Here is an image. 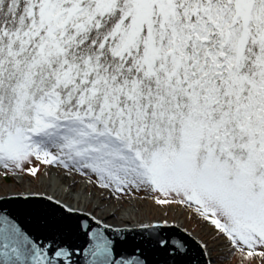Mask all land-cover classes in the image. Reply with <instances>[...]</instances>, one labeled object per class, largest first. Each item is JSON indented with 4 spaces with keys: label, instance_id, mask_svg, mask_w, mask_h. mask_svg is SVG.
<instances>
[{
    "label": "snow or ice",
    "instance_id": "obj_1",
    "mask_svg": "<svg viewBox=\"0 0 264 264\" xmlns=\"http://www.w3.org/2000/svg\"><path fill=\"white\" fill-rule=\"evenodd\" d=\"M41 166L191 213L204 256L264 261V0H0V180ZM45 198L54 231L76 210ZM106 228L88 226L82 264H126ZM72 247L0 209V264H77Z\"/></svg>",
    "mask_w": 264,
    "mask_h": 264
},
{
    "label": "water",
    "instance_id": "obj_2",
    "mask_svg": "<svg viewBox=\"0 0 264 264\" xmlns=\"http://www.w3.org/2000/svg\"><path fill=\"white\" fill-rule=\"evenodd\" d=\"M23 195L25 194H21L20 197L17 195L0 197V209L18 214L23 226L41 240L49 236L57 242H62L65 247L73 246L71 249L75 253L73 258L77 264H82L84 252L81 246H87L85 244L87 237L84 233L88 226L93 229L105 228L107 224L104 222L97 224V218L93 219L85 210L71 205L76 211L67 213L66 209H62L57 212L54 218L62 222L61 226L54 231L46 230L44 226L51 218L50 214L59 206L47 200L44 194L33 195L31 202L28 203L23 201ZM66 216L70 219H64ZM148 225L153 227H147ZM156 225H160V228H156ZM185 230L174 221H169L167 226L163 221H149L133 226L107 225L105 229L106 235L113 241L115 258L124 260L126 264H131L134 259L144 260L147 264H178V261L179 264H206L208 257L202 255V248L196 244L199 240L193 234L189 237L190 232ZM157 233L168 241L167 252L161 250L163 245L155 243L154 237ZM174 240L184 243L186 251L178 253L176 246L172 244Z\"/></svg>",
    "mask_w": 264,
    "mask_h": 264
},
{
    "label": "bare ground",
    "instance_id": "obj_3",
    "mask_svg": "<svg viewBox=\"0 0 264 264\" xmlns=\"http://www.w3.org/2000/svg\"><path fill=\"white\" fill-rule=\"evenodd\" d=\"M49 168L50 174L45 169L42 173V178L39 179V184L34 185L21 182L24 185V188H22L20 191H7L3 194H0V197L13 196L17 195V193L27 194L29 191H31L32 193L44 194L46 196L52 195L65 204L79 207L88 213L92 212L97 219L102 220L104 223L107 224H109L106 220L107 217H112L113 215H115L116 223L111 224V226H133L149 222L138 219L141 216V212L139 211V208L136 205L137 200L131 199L129 201V204L123 206L122 208L116 206L117 204L107 205L109 201V196L107 194H103L101 197H98L97 195H95V193L89 192L87 189L89 183L87 181H81V183L77 185L75 177L69 178L67 176L70 175L56 172L52 169L51 166H49ZM19 180L22 181L21 179ZM31 185L33 186V189H31ZM34 187L38 190L34 189ZM148 204H151L153 207L155 206V212L159 211L165 213L167 210H169L166 206H156L152 202V200H148ZM97 205L101 206L97 207ZM144 214L145 216L148 214L147 210L144 211ZM186 214L188 215V213ZM184 216V214L175 216V222L181 227H183V219H185L186 217ZM193 236L197 238V236ZM214 249L217 252L224 251L220 245H216Z\"/></svg>",
    "mask_w": 264,
    "mask_h": 264
},
{
    "label": "rangeland",
    "instance_id": "obj_4",
    "mask_svg": "<svg viewBox=\"0 0 264 264\" xmlns=\"http://www.w3.org/2000/svg\"><path fill=\"white\" fill-rule=\"evenodd\" d=\"M51 167L56 172L67 174V172L65 170L59 169L55 166H51ZM44 170H45V166H41V169H40L41 173H43ZM67 175H69V174H67ZM67 177H69V178L75 177L76 181H77L76 182L77 185H79L81 183V181H88L87 177H81L78 174H73V175H70ZM19 179H21L22 181H20ZM92 179L95 180V177H92ZM21 182H25L26 184H34V185L39 184V180L30 181L29 179L22 178L19 176L15 177V178H9V180L3 179V180H0V185H1L0 194H3L4 192H7V191H16V192L20 191L22 188H24V185ZM31 189H33L32 185H31ZM34 189H37V188L34 187ZM87 189L89 192L95 193V195H97L98 197H101L100 190L97 188H94L91 184H89ZM103 194H107L109 196V193L106 191ZM131 199L137 200L136 205L139 208V211L141 212V216L138 218L140 220L164 221L165 219H167L168 221H174V222L176 220L175 215L171 210H167L165 213H162L159 211L155 212V208H154L155 206L153 207L151 204H148V200H152L151 197L144 192H140L137 194L133 193L130 198L124 197L120 201H117L115 198H111V199L109 198L107 205L117 204L116 206H119L120 208H122L123 206H126L127 204H129V201ZM145 210H147V213H148L146 216L144 214ZM184 215L186 217L184 216L185 219H183V224H182L183 228L186 229L187 231H189L191 234L197 236V238L199 240L204 239V240H208L209 242H211L212 233L208 232L206 234L205 231L202 229V226L198 222V220H193L191 218V216H192L191 213H188V215L186 213H184ZM106 220L110 225L116 223L115 215H113L112 217L108 216ZM109 224H107V225H109ZM207 257H208V259H212L213 264H238V257H235V256L229 257L227 255V253H225L224 251L223 252H217L214 249L211 256H207ZM218 257H224V259L219 260ZM253 264H264V261H261L259 258H257L253 261Z\"/></svg>",
    "mask_w": 264,
    "mask_h": 264
},
{
    "label": "trees",
    "instance_id": "obj_5",
    "mask_svg": "<svg viewBox=\"0 0 264 264\" xmlns=\"http://www.w3.org/2000/svg\"><path fill=\"white\" fill-rule=\"evenodd\" d=\"M6 180H9V178H7ZM137 194V193H136Z\"/></svg>",
    "mask_w": 264,
    "mask_h": 264
}]
</instances>
